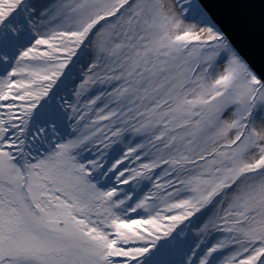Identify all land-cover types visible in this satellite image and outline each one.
<instances>
[{
    "label": "snow or ice",
    "instance_id": "6c2138e0",
    "mask_svg": "<svg viewBox=\"0 0 264 264\" xmlns=\"http://www.w3.org/2000/svg\"><path fill=\"white\" fill-rule=\"evenodd\" d=\"M233 7L0 0V264H264V59Z\"/></svg>",
    "mask_w": 264,
    "mask_h": 264
},
{
    "label": "water",
    "instance_id": "95a60500",
    "mask_svg": "<svg viewBox=\"0 0 264 264\" xmlns=\"http://www.w3.org/2000/svg\"><path fill=\"white\" fill-rule=\"evenodd\" d=\"M261 2H264V0H209L212 10L221 17L234 11L233 6L239 3L255 5L252 10L254 20L251 29L244 35L235 32L233 35L237 42L241 44L245 55L257 65L264 59V33L261 30L260 18Z\"/></svg>",
    "mask_w": 264,
    "mask_h": 264
}]
</instances>
